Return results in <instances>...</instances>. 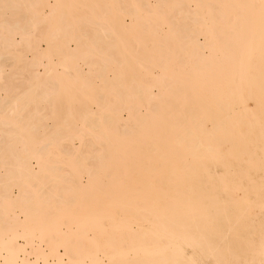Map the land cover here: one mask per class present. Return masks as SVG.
I'll list each match as a JSON object with an SVG mask.
<instances>
[{
	"label": "bare ground",
	"instance_id": "6f19581e",
	"mask_svg": "<svg viewBox=\"0 0 264 264\" xmlns=\"http://www.w3.org/2000/svg\"><path fill=\"white\" fill-rule=\"evenodd\" d=\"M0 264H264V0H0Z\"/></svg>",
	"mask_w": 264,
	"mask_h": 264
}]
</instances>
